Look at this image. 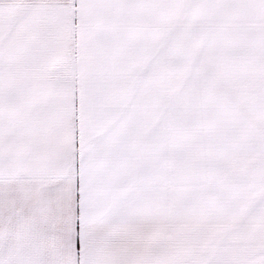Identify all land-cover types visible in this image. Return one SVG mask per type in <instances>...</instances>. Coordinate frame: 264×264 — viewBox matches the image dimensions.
Segmentation results:
<instances>
[{
  "label": "snow or ice",
  "instance_id": "6c2138e0",
  "mask_svg": "<svg viewBox=\"0 0 264 264\" xmlns=\"http://www.w3.org/2000/svg\"><path fill=\"white\" fill-rule=\"evenodd\" d=\"M0 264H264V0H0Z\"/></svg>",
  "mask_w": 264,
  "mask_h": 264
}]
</instances>
